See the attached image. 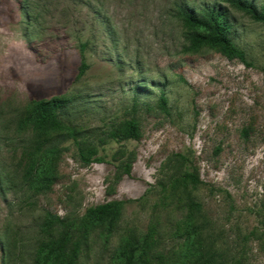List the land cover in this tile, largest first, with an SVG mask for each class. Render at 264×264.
<instances>
[{"label": "rangeland", "instance_id": "1", "mask_svg": "<svg viewBox=\"0 0 264 264\" xmlns=\"http://www.w3.org/2000/svg\"><path fill=\"white\" fill-rule=\"evenodd\" d=\"M213 5L245 62L192 44L181 9ZM56 98L61 129L35 113ZM206 253L264 264V23L228 0H0V264Z\"/></svg>", "mask_w": 264, "mask_h": 264}, {"label": "trees", "instance_id": "2", "mask_svg": "<svg viewBox=\"0 0 264 264\" xmlns=\"http://www.w3.org/2000/svg\"><path fill=\"white\" fill-rule=\"evenodd\" d=\"M234 7L244 11L251 15V17L259 22L264 23V5L259 7L253 1L249 0H228ZM181 13L187 22V24L193 29L191 34V41L194 46H200L202 44L210 45L212 47H218L220 51L228 58H238L245 62V53L240 50L234 43L231 35L234 29V24L231 20L229 9L223 6H206L200 12L182 8ZM86 65L83 63V69H86ZM84 71V70H82ZM163 102L165 100L163 99ZM66 101L60 98H56L50 101L39 100L35 102V113L37 121L53 129H61L64 126L62 119L65 111ZM139 128L135 124H129L125 132L120 136L121 139H140ZM96 152H92L90 156H96ZM93 161L103 162L102 158H94ZM132 174L131 166L127 165L124 169L123 175L130 176ZM186 177L191 179L194 184H199L200 179L192 172H188ZM124 202L115 201L108 202L99 206H96L90 210V214L94 219L101 220L105 217H115L122 209ZM69 239L64 236L60 241L56 242V248L58 251L62 247H66ZM76 257V253L74 255ZM144 263V261H142ZM67 264H73V260ZM196 264H222L215 254L206 253L202 255Z\"/></svg>", "mask_w": 264, "mask_h": 264}]
</instances>
